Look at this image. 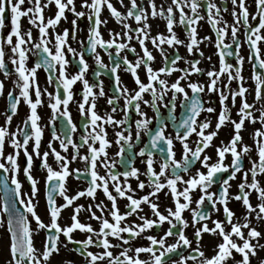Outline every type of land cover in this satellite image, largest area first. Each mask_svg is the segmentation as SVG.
<instances>
[{
  "label": "snow or ice",
  "instance_id": "obj_1",
  "mask_svg": "<svg viewBox=\"0 0 264 264\" xmlns=\"http://www.w3.org/2000/svg\"><path fill=\"white\" fill-rule=\"evenodd\" d=\"M117 2L125 9V14H122L111 0H81L80 8L86 9L87 13L83 10L77 11L74 0H43V2L42 0H0V30L6 26V13L9 14L8 18L10 19V30L6 35H0V73H3L5 79L13 77L11 81L13 87L7 92L6 107L3 113L4 123L0 125V217H2L0 227L3 228L7 236L8 259L6 264H52V257L59 254L61 247L81 256L83 264H188L189 261L192 264H228L230 260L232 264H251V257L257 255V249L264 250V244L259 242L261 232L250 223V217L253 214L257 220L264 221V188L260 186L257 179L259 174H264V58H262L259 47V44L264 42V35L261 34L264 31V0H252L255 10L251 13L246 0H230L232 5L231 24L219 15L221 9L227 11V4L218 6L212 0H206L204 5H201L199 0H171V3L166 6L162 4L159 10L153 0H147L150 13L142 4H138L137 0H129L127 4L124 0H117ZM25 4L27 7H23ZM52 5H54V15L45 21L43 12ZM103 7L107 8L110 16L117 23L122 24L121 32L108 29V40L103 39L100 32V27L106 26L108 23L107 19H101ZM185 7L190 9L191 15L185 14ZM201 7L206 8L208 23L216 33L215 47L219 56V70L212 69L205 72L198 67L199 60H188L181 57L177 51L168 55L161 47L167 44L169 48L175 49L176 46L183 45L189 56L193 55L194 49L199 52L198 45L201 41L209 39L207 36L197 39L196 24L204 18L198 12ZM66 11L71 12L74 17L71 21V33L67 28L61 32H55L60 20L67 19ZM176 12L179 13V22L185 24L187 28L186 43L176 35L173 29L174 13ZM86 15L88 19L87 41L86 43L81 41V51H77L69 45L68 37L71 34L72 38H75L77 20ZM149 15L153 18L159 16L166 21L167 35L159 32L155 36L150 35ZM22 17H26L28 24L38 30V38L35 43H33L32 27L27 31L21 30ZM128 18H132L137 27L132 28L124 22ZM250 21H256V23L252 24ZM218 24H222V26L218 27ZM240 28L244 29L243 44L247 45L246 57L240 54L242 49V43L238 36ZM49 29L52 30L54 38V52L48 47V44L51 43ZM229 30L232 44L224 43ZM130 33L137 34L135 39L142 50V55L137 54L135 47L127 43L133 39ZM149 39L162 58L163 66L158 69L151 67V62L155 60V57L146 46V40ZM28 44L32 45L37 56L41 52L45 54L31 68L26 66ZM5 45L8 46L7 50ZM97 47L105 52L115 48L118 57L121 50H127L136 56L135 63L129 61L127 57H120L119 61L110 68L115 91L112 96L108 97L107 104L111 106V112L114 113L117 111L115 101L123 96L124 119H115L111 114L101 116L95 111L97 93H94L93 89L98 87V95L101 97L105 93L102 82L89 84L85 79L84 74L88 65L83 53L85 51L92 53L95 63L101 68L106 67L96 51ZM233 47L235 51H229ZM64 49L72 55L73 60L77 61L78 71L75 74H67L66 66L69 64V60L66 59ZM199 54L203 56L202 52ZM109 55L111 56V53ZM6 56L7 63L12 65L11 71L7 68ZM226 56H234L235 65L226 62ZM245 58L252 68L253 103H249L247 100L249 89L245 87L242 75ZM208 59L210 60L211 57ZM181 60L187 67L181 69L177 66V61ZM121 64L124 66L123 70L130 73L134 82L131 92L117 75ZM141 66L145 71L147 82L142 81L138 75L137 70ZM40 68L49 73L48 84L56 83L63 89V99L48 93L47 88L41 89L36 78L37 70ZM56 72L58 75L53 79V74ZM174 72H180L181 75L172 82L162 78L171 76ZM193 74L206 75L207 84L191 81L189 77ZM222 74H227V82L222 87H218ZM99 75L100 73L97 72L96 76ZM77 81L82 82L83 85L82 100L78 103V110L80 115L85 118V122L82 124L84 133L80 136V144L73 142L71 133L76 131V126L72 123L67 108L73 99L70 89ZM181 81H187V83L182 84ZM233 81L237 83V88H231ZM3 88V81H0V94H3ZM186 89L191 91V95ZM205 89L208 93H219L220 109L211 131H208L212 126L210 118L198 119L203 112L210 114L216 112L214 107L204 106L205 103L209 105L212 103L210 99L204 101L200 96V93L205 92ZM32 92H34V99L31 96ZM169 92L171 99L164 106L169 109L168 117L177 125L175 140L179 141L182 146L180 161L174 158L173 137L165 136L164 121L159 120L157 101L163 104L164 98ZM145 93L150 95V100L144 99ZM43 95H48L50 101H54L49 103L52 119H55L59 111V115L67 122L69 132L66 135L58 136L53 131L52 139L47 144V150L41 153L43 130L38 124L40 116L37 108L42 104ZM178 95L182 97L180 103L186 111V115L179 120L173 115ZM237 97L240 101L236 113L238 120H233L226 101L231 98V103L235 107ZM90 98L91 102H89ZM21 100L28 108V113L23 118L22 124L29 130H26V127L18 126L16 131L10 132L9 126L14 116L18 114V105ZM255 102L261 103L259 109H255ZM141 103L148 105L157 113L159 124L155 129L148 127L150 118H147L141 110ZM60 105H63L62 111L59 110L58 106ZM130 108H134L139 117L134 121L136 140L140 139L142 131L149 137L146 146L135 153L138 156H146L143 161L146 165L143 173L132 166L131 158L122 159L120 163L125 170L115 172L113 169L117 161H110L106 151L110 142L106 139L105 125H112L114 129H118L115 131V143L120 146L119 151L115 153L117 157H120L124 152V146L131 150L132 132L130 130L131 122L128 119ZM254 111L258 112V115H254ZM246 120L252 124L259 121L260 127L250 133L257 159L253 160L249 156L250 167L245 170L243 158L252 151L249 145L243 143L241 135ZM228 124L232 126L230 139L227 144L220 141L214 151L216 159L210 163L213 157L208 155L205 150L212 146V141L218 135L221 127ZM122 125H127V128H122ZM125 131H127V135L124 134ZM18 134L22 139L17 138ZM193 134L197 139L193 142V146H190L188 141ZM55 140H59L60 148L65 152L71 146L73 152L70 159L53 147L52 141ZM30 142L31 152L28 150ZM97 142L98 147L94 146ZM5 146L10 147L12 151L5 154ZM84 146H86V154L80 155L79 148ZM153 150L162 154L158 172L153 167ZM21 152L26 161L22 172L25 182L29 185L28 192L22 191V183L18 178L21 171L18 158ZM226 153L231 156L229 164L224 163ZM49 155L52 156L57 169H53L48 163ZM34 157L40 160V168L46 171L44 197L47 223L37 212L39 206L37 197L40 189L38 180L32 174ZM77 159L85 163L83 171L69 169L70 162ZM196 163H199L201 168L206 171L197 168L185 179L180 173H189L190 168ZM98 167L105 169L104 175L99 174ZM238 173L242 177L237 185L238 191L230 195V181L235 180ZM141 174L147 178V183L139 179ZM72 175H75L76 179L84 178L87 187L76 191L73 195H68L66 179ZM119 177H123V181ZM129 178L137 180V189L143 190L147 187L149 191L139 198H134L132 193L135 192V189L129 184ZM110 181L113 191L109 190ZM213 184L218 185L216 192L209 191ZM178 185H182V189H179ZM97 190L102 191L104 197L110 202V207L103 200L95 202ZM162 191L166 197L170 194L173 205L166 206L164 212H161L160 205L154 202L159 200L158 193ZM253 191L259 201L255 206L250 203L249 199V193ZM194 193H196L195 199H193ZM56 196L61 197L63 203L57 205ZM81 197H90L92 202L87 207L75 204L74 202ZM118 198L127 201L124 205L126 211L123 213L117 206ZM229 200L241 202L245 210L242 218L243 223L234 222L235 213L228 207ZM193 202L195 208L191 207ZM142 204L148 206L151 216L154 218L139 215L143 211ZM205 204L209 205L210 209L202 207ZM68 208H71L68 223L61 225L59 219L62 210ZM94 208L99 211L100 215L93 211ZM221 209L223 220H211L212 226L210 227L207 221L210 220L211 214L220 212ZM106 210L110 219L105 217ZM185 210L191 212L190 223L194 229L192 239H189L185 234V229L189 226V221H186L182 215ZM81 212L88 213V220L97 221L98 228L94 229L90 223L81 222L78 218ZM133 215L141 223L135 221L122 223ZM33 222L34 227H32ZM165 223L168 228L163 232V235L144 237L148 241L147 246L134 248L131 246V240L142 236L154 226L160 228ZM243 229H247L246 236ZM77 230L86 234L85 238L75 239L73 233ZM41 233H44V239L41 247L37 248L35 237ZM203 234L220 238L219 242L214 245L211 256H205L202 250ZM61 235L64 237L63 242L60 240ZM167 237H175V242L167 243ZM233 237L238 238L240 243H237ZM113 239L116 243L112 242ZM253 240L256 241L255 244L251 243ZM69 244L76 245V247L68 249ZM90 246L100 249V251L93 252L89 250ZM114 248L122 250L118 255H115L112 251ZM182 249L187 250V255L182 254ZM142 253L147 254L148 259H141ZM234 253L239 255V259ZM59 264H65V262L61 261ZM66 264H73V261L68 260ZM259 264H264V259H261Z\"/></svg>",
  "mask_w": 264,
  "mask_h": 264
},
{
  "label": "flooded vegetation",
  "instance_id": "obj_2",
  "mask_svg": "<svg viewBox=\"0 0 264 264\" xmlns=\"http://www.w3.org/2000/svg\"><path fill=\"white\" fill-rule=\"evenodd\" d=\"M42 2H43V0H42ZM74 2H75L77 11L83 10L87 13L86 9L80 8L81 0H74ZM111 2L114 4V6L122 14H125V9L120 6V4L117 2V0H111ZM124 2H125V4H127L129 2V0H124ZM153 2L157 5V10H159V8L162 4L166 6V5L171 3V0H153ZM199 2L201 3V5H204L206 3V0H199ZM212 2L216 3L218 6L223 5L225 3L227 4V11H224L223 9H221V12L219 15H220V17L223 18V20H225L229 24H231L232 17L230 15V13L232 10V5L230 3V0H212ZM137 3L142 4L145 7L146 11L150 13L151 10L148 8L147 0H137ZM246 3L249 5V8H248L249 12L250 13L253 12L255 9H254V6L252 5V0H246ZM23 7H27V5H24ZM237 11H238V9H237ZM184 12L186 15H191L190 9L187 7L184 8ZM198 12L204 18L199 20L196 24L197 39L199 40L205 36L209 37L208 40H202L201 43L198 45L199 52H196L194 49L193 55L189 56L186 48L183 45L176 46L175 49L169 48L167 44H164L161 47L165 49V52L168 55H170L173 51H177L181 57H184L188 60H199L200 62L198 64V67L201 68L202 70H204L205 72L208 70H212V69L219 70V56L217 54V49L215 47L216 33L212 30L211 26L208 23L206 8L201 7L198 9ZM43 15L45 17V21L48 18H50L51 16H53L54 15V5L50 6L48 9H45L43 12ZM65 15L67 16V19L65 20L62 18L60 20V22L58 23V25L55 29V32H61L63 29L67 28V29H69V32L71 33V21L74 19V17L72 15V13L68 12V11H66ZM174 17H175V22L173 25L174 32L176 33V35L181 40H184L186 43L187 42V40H186V30H187L186 25L181 24L179 22V13L178 12L174 13ZM101 19H107V21H108L106 26L100 27V32L102 33L103 39H105V40L109 39L108 29H112L115 32H121L122 31V24L117 23L110 16V13L108 12L106 7L102 8ZM124 22L128 23L130 25V27H132V28L137 27L136 22L132 18H128ZM148 23L151 25V28H150V35L151 36H155L158 32L161 34H165V35L168 34L166 31V26H165L166 21L164 19H162L161 17L157 16V17L153 18V17H151V15H149ZM250 23L255 24L256 21H250ZM20 24H21V30L22 31H27L30 27H32L31 25L28 24V20L26 17L21 18ZM217 26L221 27L222 24H218ZM87 27H88V19H87V15H86L85 17L79 18L77 20V32H76L75 38L73 39L71 34L68 37L69 45L72 48L76 49L77 51H81L80 42L85 41V43H86V41H87ZM261 34L264 35V31H262ZM32 35H33V43H35L37 38H38V30L35 27H32ZM130 35L133 36V39L130 41H127V43H129L132 47H135L137 54L142 55V50L140 49L139 44H138L137 40L135 39V36L137 34L136 33H130ZM238 36H239V39L242 43V49H241L240 54L244 55L246 57L247 45L243 44V40H244V29L243 28L239 29ZM49 40L51 41V43L48 44V47L54 52V50H55L54 49V38L52 36V30L51 29H49ZM224 43H226V44H232L233 43L231 41V37H230V30H229V33L225 36ZM146 46L149 48L152 55L155 57V60L151 62V67L153 69H158L159 67L163 66L162 58H161L159 52L152 46L150 39L146 40ZM7 47L8 46L5 45L6 50H7ZM27 47H28L29 51L26 54L28 56V59L26 61V66L31 68L34 65V63L38 59L43 57L45 54L41 52L39 54V56H37L35 53V50L32 49L31 44H28ZM259 47L261 49L262 58H264V42H261L259 44ZM64 51H65L66 59L69 60V64L66 66L67 74H69V75L75 74L78 71L77 61L73 60L72 55L67 53L66 49H64ZM96 51L99 53V55L101 57V61L106 67H103V68L99 67L95 63L94 56L92 53H88L87 51H85L83 53L84 59L88 65L87 71L84 74L85 79L88 80L89 84L102 82L103 90L105 93V95L103 97H101L98 95L99 88L97 87V88L93 89V92L97 93V99L95 101V103H96L95 111L101 116H105V114H111L114 116L115 119H124V115L122 112V108H123V104H124V97L123 96H121L119 99H117L115 101V104L117 106L116 112H114V113L111 112V106L107 104L108 97L112 96L114 91H115V89L113 87V77L111 75L110 68L112 66H114V64L116 62L119 61L120 57H127L129 59V61L135 63L136 56L133 53L128 52L127 50H121L119 57H118L116 52H115V48L109 49L108 52H105L103 49L97 47ZM229 51L234 52L235 51L234 47L230 48ZM200 52L203 53V56H200V54H199ZM109 53H111V56L109 55ZM209 57H211L210 60L208 59ZM5 60L7 63V56L5 57ZM225 60H226V62L232 63L233 65H235L234 56H226ZM177 66L181 69L187 67V65H185L183 60L177 61ZM7 68L9 71H11L12 65L10 63H7ZM123 68H124V66L121 64V67L117 70V75L120 77L123 85L128 87L130 92H131V90L134 88V82L131 78L130 73L125 72L123 70ZM97 72L100 73V75L98 77L96 76ZM137 72H138L140 79L144 82H147L146 81V74H145V71H144L142 66L137 70ZM251 73H252L251 64L245 58V62L243 63V67H242V75L244 77L245 87H247L249 89V93L247 94V100L249 103L254 102V96L252 95L254 83L251 80ZM48 75H49V73L45 72L43 68H40L37 70L36 78H37V82H38L39 86L41 87V89L47 88L48 93H51L53 95H57L61 99H63V89L61 87H59L56 83L48 84L47 83ZM56 75H58V72L53 74V79H55ZM180 75H181L180 72H174L171 76L162 77V78L168 79L169 82H172L173 80H175ZM12 78L13 77H9L8 79H5L3 73H0V81H3V84H4L3 94H0V125H3V123H4L5 116L3 113H4V110L6 107L7 92L13 87L12 82H11ZM189 79L191 81L202 83V84H207V82H208V78L206 77V75H202V74H193L189 77ZM226 82H227V74H222L221 80L218 82L217 86L222 87V85ZM181 83L185 84V83H187V81H181ZM82 88H83V85H82V82H80V81H77L72 86L70 91L73 93V99L69 102V104L67 106L68 112L70 114V118L72 120V123L76 126V131L72 132L71 136H72L73 142L77 143V144L81 143L80 136L84 133V129L82 128V124L85 122V118L80 115L79 110H78V103L82 100V96H81ZM231 88H233V89L237 88V83L235 81H233L231 83ZM186 91H188L189 95H191V91L189 89H186ZM31 96L33 99L35 98L34 92L31 93ZM200 96L202 97V99L204 101H208L209 99L212 101V103L210 105L208 103H205V105H204L205 107L211 106V107H214L216 109V112H214V113L210 114L207 112H203L198 117L199 120H204L206 117L211 119L212 126L208 130V131H211L214 128V125L216 122V117H217V114H218L219 109H220L219 98H218L219 93H208L207 90L205 89V92L200 93ZM144 99L150 100L151 97L149 94L145 93ZM170 99H171V93L169 92L168 95L165 96L163 104H161L159 101H157L159 114H160L159 120L164 121V125H165L164 134H165V136H172L173 137V150L175 152L174 158L177 161H180L182 158V146L180 145L179 141L175 140L176 126L177 125H176V123L172 122L171 119L168 117L169 109L164 106V105L168 104ZM181 99H182V97H180L178 95L177 99L175 101V109H174L173 115H175L177 117V120H179L184 115H186V111L181 106V103H180ZM51 102H54V101H50V98L48 95H43L42 96V104L40 106H38V108H37L38 115L40 116V120L38 121V124L43 130L42 131L41 146H40L41 153L43 151L47 150V144H48V141L52 139V132L53 131H55L58 136L66 135L69 132V129L67 127V122L62 116L59 115V111L57 112L55 119H52V110L49 107V103H51ZM89 102H91V98H90ZM239 102H240L239 97H237L236 106L234 107L231 103V98H229L226 101V105L229 109L231 119H233V120H238L236 113H237V109L239 107ZM58 107H59L60 111L63 110V105H60ZM86 107H87V105H86ZM260 107H261V103L255 102V109H259ZM141 110L145 113L147 118H150V123H149L148 127L150 129H155L159 124V120L157 118V113L155 111H153L151 107H149L148 105H145L143 103H141ZM27 113H28V108L26 105L23 104V102L21 100L20 104L18 105V114L16 116H14V118H13V120L9 126L10 132L16 131L18 126L26 127L25 125L22 124V120L26 116ZM254 115H258V112L254 111ZM138 118L139 117L137 116L135 109L130 108L128 119L131 122V129L130 130L132 132V139H131L132 148H131V150H129L127 148V146H124L125 150L121 154L120 157H117L115 155V153L117 151H119V149H120V146L115 143V131L118 129H114L112 125H105V131L107 133L106 139H108L110 142L109 146L106 148V151L108 154V159L110 161L111 160L117 161V163L115 164V168L113 169L115 172H120V171L125 170L124 166L120 163V161L122 159L126 160L128 158L132 159V166L138 168L141 173H143L145 170L146 165L143 163V161L146 159V156H143V157L138 156V155H135V153H138L141 148H144L146 146V144L149 140V137L146 136L142 131L140 134V139L138 141L136 140V137H135L136 128H135L134 121ZM121 127L127 128V125H122ZM259 127H260L259 121H257L255 124H252L246 120L244 127H243V131L241 132V135L243 137V143L249 145L252 148V151L248 154V156H245L243 158V165H244L245 170L250 167L249 156H251L253 160L257 159V157L255 155V145H254L253 140L250 136V133ZM26 130H29V129L26 127ZM124 134L127 135V131H125ZM231 134H232L231 124H228L227 126L221 127V129L218 132V135L212 141V146L205 150L208 155L213 157V160L210 161V163L214 162L216 159V157L214 155V151H215L216 146H218L220 144V141H224V143L227 144L229 139H230ZM17 138L22 139V137H20L19 134H18ZM196 139L197 138L194 134L189 137L188 142H189L190 146H193V142ZM52 144H53V147L56 148L57 151H60L62 155L66 156L69 159L71 158V155L73 152V149L71 148V146H69L68 150L65 152L64 150H62L60 148L59 140L52 141ZM94 146L98 147V142ZM28 150H29V152H31V142L28 146ZM4 151H5V154H7V153L11 152L12 149L10 147L5 146ZM79 154L80 155L86 154V146L79 148ZM47 160H48V163L53 167V169H57V165L55 164L51 155H49ZM153 160H154V165H153L154 170L158 172L159 171V165L162 162V154L158 153L156 150H153ZM230 161H231V156H230V154L226 153L224 163L229 164ZM18 162L21 165V171L18 174V178L22 183V191L28 192L29 191V185L25 182V178H24V175L22 172V167L26 163L22 152L18 158ZM84 168H85V163L83 161H80L79 159H77L75 161H71L69 164V169H80L81 171H83ZM197 168H200L201 171H206L205 169L201 168L199 163H196L195 165H193L190 168L189 173L185 174V173L181 172L180 174L185 179H187L188 175H191L192 173H194ZM97 171L99 172L100 175L105 174V169L102 167H98ZM32 174L38 180V182H39L38 186L40 189V192H39L38 197H37L38 204H39V206L37 208V212L41 216V218L47 223L48 217L45 215V202L46 201H45V197H44V178L46 176V171H44L40 168V160L35 158V157H34V161H33ZM241 178H242L241 174L238 173L236 176V179L233 181H230V184H231V188L229 189L230 195L235 194L238 191L237 185L240 183ZM263 178H264V174H259L257 177V179L259 180L260 186L262 188H264ZM119 179L121 181H123V177H119ZM139 179L143 180V181H145V183H147V178L143 174L140 175ZM250 179H251V177L249 175V181H250ZM111 184H112V182L110 181L109 182V190L113 191L111 188ZM129 184L131 185V187L133 189H135V192L132 193L134 195V198H139L140 196L146 194L149 191V189L147 187H145V189H143V190L137 189L136 188L137 180L134 178H129ZM66 186H67V194L73 195V194H75L76 191L85 189L87 187V182L84 178L76 179L75 175H72L66 179ZM182 187H183L182 185H178L179 189H182ZM217 188H218V185L213 184L211 186V188L209 189V191L216 192ZM245 190L247 191V189H245ZM165 191H167V190H165ZM113 194H115V193L113 192ZM158 196H159V200H155L154 202H156L160 205V211L161 212H164V209L166 206H173L171 199H170V194L168 197H166L164 195V192L162 191L161 193H158ZM195 198H196V193L193 194V199H195ZM249 199H250V203L254 206L257 203H259V201L257 200V197H256V193L254 191L249 193ZM101 200H103L104 203L110 207V202L107 201V199L104 197L102 191L97 190L95 202L98 203ZM181 200H182V198H181ZM90 202H92V198L81 197L78 200H76L74 203L84 205L85 207H87V205ZM56 203H57V205H59L60 203H63L62 198L59 196H56ZM125 203H127V201L125 199H123V198L117 199V206H118L121 213L126 211V209L124 207ZM141 207L143 208V211L140 212L139 215H144V216H147L149 218H154L151 216L150 210L146 204H142ZM191 207L195 208L194 202L191 205ZM202 207H204L206 209H210V206L207 204H205ZM218 207H221V206L218 205ZM228 207L230 208V210H232L235 213L234 222L243 223L242 218H243V215L245 214V210L242 207L241 202L235 201V200H229L228 201ZM93 211H96L97 215H100L99 211H97L95 208L93 209ZM70 213H71V208H68L66 210H62L61 217L59 219V223L61 225H65L66 223H68V217H69ZM182 215L186 221H189V226L185 229V234L188 236L189 239H192L194 229L190 223L191 212L189 210H185L182 213ZM105 217L110 219V217L107 216V210L105 211ZM78 218L81 220V222L90 223L94 229L98 228V222L97 221L88 220V213L87 212H81ZM0 219H2V217H0ZM211 220H223L222 209L220 212H214L211 214L210 220L207 221V223L209 224L210 227L212 226ZM132 221H135L136 223H141V221H139L135 215L126 218V220L122 223H131ZM34 226L35 225L33 222L32 227H34ZM167 228H168V225L166 223L160 228H157L154 226L152 229L147 230L142 236L131 240L130 244L133 248L137 247V246H147L148 241L146 239H144V237H146L147 235H154V236L159 237V236L163 235V232ZM244 230H246V229H243V231ZM85 235L86 234L80 233L79 230H77L76 232L73 233V236L75 239H83V238H85ZM124 235H127V234H124ZM43 239H44V233H41L39 236L35 237V244H36L37 248L41 247ZM219 239L220 238L217 236H212L209 234H203L202 250L204 251L205 256L213 255V247L217 242H219ZM233 239H235L236 242L239 240L236 237H233ZM60 240H61V242L64 241V237L62 235L60 237ZM112 242L116 243V241L114 239L112 240ZM166 242L169 244L174 243L175 237H167ZM6 244H7L6 233L4 232L3 228L0 227V253H3V254L7 253ZM193 246H195L194 243H193ZM73 247H76V245H71V244L68 245V249H72ZM125 247H127V245H125ZM89 250H91L93 252L100 251V249H97V248L92 247V246H90ZM121 250L122 249H120V248L112 249V251L115 255H118ZM181 252H182V254L187 255V250L182 249ZM129 254L131 255L132 253L130 252ZM234 255H236V258H239L238 254L234 253ZM140 258L146 260V259H148V255L142 253L140 255ZM174 258H178V257H174ZM68 260L73 261V264H83V258L81 256L77 255L73 251L66 250L63 247H61V250H60L58 255H54L52 257V264H59V262H61V261H64L66 264V262ZM188 264H192V262L189 261Z\"/></svg>",
  "mask_w": 264,
  "mask_h": 264
},
{
  "label": "rangeland",
  "instance_id": "obj_3",
  "mask_svg": "<svg viewBox=\"0 0 264 264\" xmlns=\"http://www.w3.org/2000/svg\"><path fill=\"white\" fill-rule=\"evenodd\" d=\"M27 5V4H25ZM10 30V21L7 22L6 26L4 29L0 30V35H6V33ZM263 182H264V178H263ZM254 206V205H253ZM250 223H251V226H254L257 228L258 231L261 232V238H259V242L261 244H264V221H259L255 218V214H253L251 217H250ZM244 234L245 236L247 235V229L244 230ZM237 243H240V241L238 240ZM251 243L255 244L256 241L253 240L251 241ZM0 264H6V261L8 259V254L5 253H0ZM236 256V255H235ZM239 259V258H237ZM261 259H264V250H261V249H257V255L254 256V257H251V264H259V261ZM228 264H232V261L230 260L228 262Z\"/></svg>",
  "mask_w": 264,
  "mask_h": 264
},
{
  "label": "water",
  "instance_id": "obj_4",
  "mask_svg": "<svg viewBox=\"0 0 264 264\" xmlns=\"http://www.w3.org/2000/svg\"><path fill=\"white\" fill-rule=\"evenodd\" d=\"M5 15H6L5 22H7V20L9 19V18H8V15H9V14L6 13Z\"/></svg>",
  "mask_w": 264,
  "mask_h": 264
},
{
  "label": "bare ground",
  "instance_id": "obj_5",
  "mask_svg": "<svg viewBox=\"0 0 264 264\" xmlns=\"http://www.w3.org/2000/svg\"><path fill=\"white\" fill-rule=\"evenodd\" d=\"M1 257V256H0Z\"/></svg>",
  "mask_w": 264,
  "mask_h": 264
}]
</instances>
